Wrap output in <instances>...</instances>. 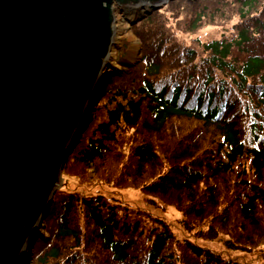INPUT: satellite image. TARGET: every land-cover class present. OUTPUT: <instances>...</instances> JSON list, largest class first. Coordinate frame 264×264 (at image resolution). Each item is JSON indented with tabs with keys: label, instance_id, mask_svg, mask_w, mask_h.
Returning <instances> with one entry per match:
<instances>
[{
	"label": "trees",
	"instance_id": "16d2710c",
	"mask_svg": "<svg viewBox=\"0 0 264 264\" xmlns=\"http://www.w3.org/2000/svg\"><path fill=\"white\" fill-rule=\"evenodd\" d=\"M172 4L196 7L193 21L204 18V23L197 22L193 32L227 10L238 21L229 37L185 46L164 28V8L136 17L141 60L131 69L138 77L112 72L101 99L103 117L95 120L84 146L75 145L76 161L87 170L111 154L121 162L111 145L118 146L123 127L133 129L137 135L128 146L130 161L118 163L121 167L114 171L120 175L117 184L139 187L180 210L185 205L184 213L195 211L196 222L210 209L209 228L214 236L229 237L228 250L257 248L264 244V0ZM173 119H180L176 128ZM184 120L195 122V127L185 132ZM168 159L169 172L163 165L154 180L141 183L149 167ZM170 191L177 197L185 194V200L168 198ZM106 199L70 191L63 182L42 222L45 236L34 245L32 264H244L189 238L174 241L167 224L158 231L127 217L118 221L123 206ZM176 242L182 260L176 257ZM262 259L264 253L259 254Z\"/></svg>",
	"mask_w": 264,
	"mask_h": 264
},
{
	"label": "water",
	"instance_id": "95a60500",
	"mask_svg": "<svg viewBox=\"0 0 264 264\" xmlns=\"http://www.w3.org/2000/svg\"><path fill=\"white\" fill-rule=\"evenodd\" d=\"M169 1L0 0V264H30L108 83L115 6L149 13Z\"/></svg>",
	"mask_w": 264,
	"mask_h": 264
},
{
	"label": "rangeland",
	"instance_id": "374dc122",
	"mask_svg": "<svg viewBox=\"0 0 264 264\" xmlns=\"http://www.w3.org/2000/svg\"><path fill=\"white\" fill-rule=\"evenodd\" d=\"M176 1H169L161 7V9H164L162 10V12H160V19L161 22L164 24V28L168 30L170 29V32H173V36H175V39H177V41H179L180 43L184 44L185 46H190L196 41L203 43L211 40L223 39L232 35V26H234L238 21V17L232 16V14L235 13H228L227 10V12L224 13L221 17H219V19H217L216 21L215 19H213L211 21V25L205 27L203 26L204 28L201 29L197 28V30L195 29V32H193L196 23H204V18H201L199 21L197 20L196 22H194L193 20L198 13H195V11L197 10L196 7H184L183 9L182 7H178L177 4H172V2ZM188 3L189 2H184V5H187ZM223 10H225V8ZM116 14L117 16L115 18V26L116 37L118 40L117 43L112 47V51L110 54L109 62L110 65L113 66L110 68V70L114 69V71H121L127 74L128 78L138 77V74L135 72V69H131V67L134 66L137 62H140L142 49L141 43L135 35L137 30L136 26L134 25L135 22L127 20L126 17H129L128 13L118 11ZM122 25L126 26L125 29H127L124 33H120V30L117 29L121 28ZM137 67L141 68L140 63ZM110 82L108 81L104 91L106 90ZM101 99L99 103L96 104L95 109L92 112L93 117L90 123L87 125V131L84 130L85 133L83 131L82 135L80 136V139L78 140V142H80L79 144H81L82 147L86 143L85 140L87 137H89L90 132L95 128V120H97L98 122L103 117V107L105 104L104 100L101 102ZM179 121L180 119H173V121L171 122L172 127L176 128L178 126ZM182 123L185 132L193 129L196 125V123L191 120H184ZM136 135L137 133L133 129L123 127L120 136L122 139H120L121 141L118 143V146L110 144L113 150L111 152H114L115 155L119 156L122 161L119 162V159L113 157L111 154V156L109 157L106 156L108 160L105 159L104 162H97L98 160H95L93 162V165L96 167V169L92 170L85 169L84 164L78 163L76 161V147L74 146L72 150L73 152L69 153L65 161L64 168L62 171V181L67 183L68 189L70 191H78L81 195L87 196L103 195L105 199L107 198L106 200L117 201L123 206V208H121L122 211H117L116 218L118 221L127 217L129 220H137L139 222H142L140 223L141 227H143V225H148L149 227L156 226V228L159 229L158 231H161L160 227L167 224L176 235L174 241L178 239L182 240L189 238L201 247L208 248L212 253L221 255L226 260L238 261L244 264H264V259L258 260L259 254L264 253V244L251 250L239 248L237 250L230 251L225 245V241H228L229 238L226 234L220 233L214 236V233L211 228H209L210 225L208 224L207 216L212 213L210 209H206L204 216L201 219L198 218L196 222L197 217H195V211L194 213H189L188 215L184 213L185 205H183L180 210V208L177 209L174 204L171 205V202H167L158 196H150L149 194H146L139 187L132 188L134 185L131 184H117V181H119V179L117 178H120V175H118L114 171L121 167V165L118 163H126L128 160L130 161V157L128 156V146L131 144V142H134L133 139ZM164 136L169 135L165 133ZM150 144L155 145L154 142H151ZM156 144H159V146L161 145V143ZM162 156V154L159 155V159H161ZM171 159H168L167 162L163 160L162 165L155 164L151 170L149 167L147 169V174L144 173V176L147 180H143L141 183H147L148 180L153 177H156L155 175H157V173L161 171V167L163 165L165 166V168L167 167V171L169 172L170 165L168 164L172 163L169 161ZM124 167L126 170L128 169L130 171H134L136 169V167L133 165H131V167L130 165H124ZM154 179L155 178H153L152 180ZM201 185L198 184V187L200 188ZM85 187H92V189H85ZM170 187L175 186L172 185ZM172 193L173 191H170L169 194H167V196H169L168 198L174 197L178 201L185 200V194H182L177 197V195H172ZM217 210L220 211V207H217ZM139 213L141 215H139ZM186 216L190 218L192 222L188 221ZM210 220L213 221L211 217ZM262 222L264 223V220ZM40 232V238H42V236L44 235V226H42ZM197 232L200 234V238H197L195 236H199ZM204 237H213V240H205ZM174 245L175 248L178 249V251L176 252V257H179L182 260V254L179 253L181 247H177V245H179L178 242L174 243ZM33 250L34 246L32 248L30 264H32Z\"/></svg>",
	"mask_w": 264,
	"mask_h": 264
},
{
	"label": "bare ground",
	"instance_id": "6f19581e",
	"mask_svg": "<svg viewBox=\"0 0 264 264\" xmlns=\"http://www.w3.org/2000/svg\"><path fill=\"white\" fill-rule=\"evenodd\" d=\"M130 11H131V10H130ZM139 11L142 12L143 9H140ZM114 16H115V18H116V16H117V14H116L115 12H114ZM132 18H133V17L131 16L130 19H132ZM117 19H118V17H117ZM125 28H126V26L122 25L121 28H117V29L120 30V33H124V32L127 30V29H125ZM114 32H115V33H114V37H113V42H114V43H113V46L117 43V40H118L117 37H116V26H115V31H114ZM111 67H113V66L109 65V69H108L107 71L105 70V72H106L107 74H108V73L110 74L109 78L111 77V73L114 71V69L110 71V68H111ZM109 71H110L111 73H110ZM109 78H108V80H109ZM39 238H40V237H38V238L36 239V241H37Z\"/></svg>",
	"mask_w": 264,
	"mask_h": 264
}]
</instances>
